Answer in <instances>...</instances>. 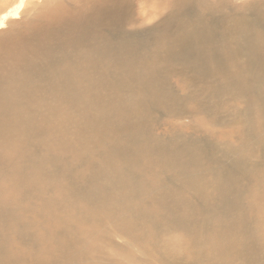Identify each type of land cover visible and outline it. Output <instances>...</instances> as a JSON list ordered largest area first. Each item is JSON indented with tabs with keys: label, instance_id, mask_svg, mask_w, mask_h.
Here are the masks:
<instances>
[{
	"label": "bare ground",
	"instance_id": "6f19581e",
	"mask_svg": "<svg viewBox=\"0 0 264 264\" xmlns=\"http://www.w3.org/2000/svg\"><path fill=\"white\" fill-rule=\"evenodd\" d=\"M75 1L0 0V264H264V0Z\"/></svg>",
	"mask_w": 264,
	"mask_h": 264
},
{
	"label": "rangeland",
	"instance_id": "374dc122",
	"mask_svg": "<svg viewBox=\"0 0 264 264\" xmlns=\"http://www.w3.org/2000/svg\"><path fill=\"white\" fill-rule=\"evenodd\" d=\"M73 3H74V5H79V4L83 3V0H77V1H75ZM134 8H135L134 14H135L136 17H138L139 16L140 7H139V5L137 3H135L134 4Z\"/></svg>",
	"mask_w": 264,
	"mask_h": 264
}]
</instances>
